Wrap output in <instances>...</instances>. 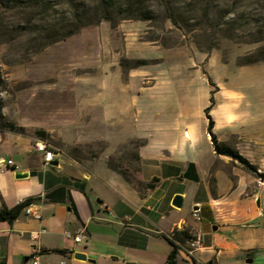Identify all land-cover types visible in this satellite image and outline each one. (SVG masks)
<instances>
[{"label": "rangeland", "instance_id": "1", "mask_svg": "<svg viewBox=\"0 0 264 264\" xmlns=\"http://www.w3.org/2000/svg\"><path fill=\"white\" fill-rule=\"evenodd\" d=\"M67 2L51 0L42 13L0 8V102L14 133L82 164L105 157L138 179L142 140L109 142L154 138L157 126L179 118L197 135L184 151L208 163L204 110L213 98L217 142L264 148V63L238 65L264 46L253 41L264 36V0H112L109 20L38 50V24L68 16ZM147 10L153 17L144 20ZM227 102L239 103L238 122Z\"/></svg>", "mask_w": 264, "mask_h": 264}, {"label": "crops", "instance_id": "2", "mask_svg": "<svg viewBox=\"0 0 264 264\" xmlns=\"http://www.w3.org/2000/svg\"><path fill=\"white\" fill-rule=\"evenodd\" d=\"M226 105L227 114L241 120L239 103ZM131 107L136 108L133 102ZM169 121L156 127L154 138L109 142L145 141L138 149V178L158 182L143 191L111 170L105 157L82 164L55 153L58 165L44 167L29 138L1 131L0 161L10 159L16 168L0 163V209L14 211L41 192L46 200L41 221L22 209L11 223L0 222V264L34 259L38 264H166L171 245L164 236L174 230H187L201 241L193 259L179 252L176 264H264V216L258 215L264 213V179L216 154L206 134L210 163L187 154L185 146L196 140V132L182 131L179 118ZM236 150L264 173V148L238 145ZM177 195L181 207L173 205ZM38 230L42 233L32 240L31 232ZM78 232L85 238L74 243L70 235ZM75 253L86 259H75Z\"/></svg>", "mask_w": 264, "mask_h": 264}, {"label": "trees", "instance_id": "3", "mask_svg": "<svg viewBox=\"0 0 264 264\" xmlns=\"http://www.w3.org/2000/svg\"><path fill=\"white\" fill-rule=\"evenodd\" d=\"M68 5L70 6V11L68 16L63 18H53L51 21L43 20L37 26V32L40 36V44L37 49H41L46 47L47 45L57 43L70 37L77 33L81 28L96 23L102 19L109 20L110 19V10L112 9L113 2L112 0H99V2L95 5L91 4L87 0H80L78 3H73L72 0H67ZM15 3L20 7H31L34 10H38L41 13L43 11H47L48 9H53L50 6L51 0H0V8L8 7V3ZM153 17V14L147 10L146 14L142 16V19L149 20ZM264 39V36L261 38H256L253 40L254 42H259ZM258 62L264 63V46L259 47L256 51L249 53L246 55L242 61L238 63L239 66H248L253 65ZM210 106L204 110V114L206 119L208 120L207 124V133L210 135V141L214 148V151L218 155H223L229 157L230 159L238 162L245 170L250 173H256L257 168L253 164H251L245 157L240 155L237 150L230 148L223 142H217L214 134L212 133V129L214 127V121L210 116L211 106L213 105V98L210 100ZM8 130L11 132H16L17 128L14 124L6 122L5 117L2 114V106L0 102V131ZM42 137L47 138V134L41 133ZM145 141L138 145L141 147L144 145ZM133 160L137 163L136 173H139V155L138 151L133 155ZM108 167L117 172L122 178L128 183L132 184L139 191L152 189L155 187L158 179L153 178L149 183H144L138 179L131 177V172L129 170H121L120 167L115 166L111 163L110 160H107ZM31 200H26L19 204L18 208L14 211H9L5 207L0 209V222L6 221L11 223L16 215L21 211L27 204H29ZM168 243L171 245V251L168 255L166 264H176V258L179 253V245L185 244L186 241L193 239L187 230L179 231L174 230L170 234L164 236ZM52 252L64 254L65 250H53Z\"/></svg>", "mask_w": 264, "mask_h": 264}, {"label": "built area", "instance_id": "4", "mask_svg": "<svg viewBox=\"0 0 264 264\" xmlns=\"http://www.w3.org/2000/svg\"><path fill=\"white\" fill-rule=\"evenodd\" d=\"M34 150L37 153L42 154V161H43V166L47 167L50 166L53 160H55V153L52 150L51 146L46 142L42 140H37L34 144ZM2 164H6L7 167H15L16 165L12 160H7V161H0ZM46 200V193L41 192L33 201H31L29 204H27L24 208L23 211L27 216H30L36 220L41 221L42 219V214L40 211V206L44 203ZM33 206L38 207L37 209H33ZM259 216H264V213L262 210L258 211ZM40 233H42L41 230L31 232V239L32 240H37ZM74 241V243H80L84 240L85 236L83 235L82 232H78L74 235H70ZM179 247V252H182L188 259H193L196 255V252L199 250L201 247V241L199 237H194L191 240H188L185 242V244L181 245L178 244ZM33 264H38L37 260H33Z\"/></svg>", "mask_w": 264, "mask_h": 264}, {"label": "water", "instance_id": "5", "mask_svg": "<svg viewBox=\"0 0 264 264\" xmlns=\"http://www.w3.org/2000/svg\"><path fill=\"white\" fill-rule=\"evenodd\" d=\"M51 165H53V166H57L58 165V160H53V162L51 163ZM258 177H260L261 179H264V173L263 172H259V171H256V173H255ZM22 175H21V173H17L16 174V177L17 178H20ZM182 201H183V198L181 197V196H179V195H177V196H175L174 197V199H173V205L175 206V207H181V205H182ZM214 229H216V228H214ZM74 258L75 259H79V260H85L86 259V257L84 256V254H81V253H75L74 254ZM128 264H130V263H128Z\"/></svg>", "mask_w": 264, "mask_h": 264}]
</instances>
